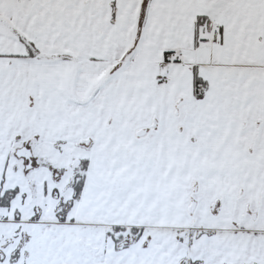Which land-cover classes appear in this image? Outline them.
I'll return each instance as SVG.
<instances>
[{"label":"snow or ice","instance_id":"snow-or-ice-1","mask_svg":"<svg viewBox=\"0 0 264 264\" xmlns=\"http://www.w3.org/2000/svg\"><path fill=\"white\" fill-rule=\"evenodd\" d=\"M0 264H264V0H0Z\"/></svg>","mask_w":264,"mask_h":264}]
</instances>
